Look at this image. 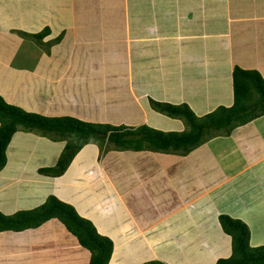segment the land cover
<instances>
[{"label":"crops","instance_id":"obj_1","mask_svg":"<svg viewBox=\"0 0 264 264\" xmlns=\"http://www.w3.org/2000/svg\"><path fill=\"white\" fill-rule=\"evenodd\" d=\"M44 29L40 47L23 35ZM235 67L264 80V0H0V78L6 80L0 96L29 113L181 133L183 120L154 110L152 102L186 105L196 117L230 107ZM64 146L35 133L12 136L0 171L2 215L36 209L54 197L112 241L109 264H141L135 246L151 259L170 258L165 247L156 252L158 244L170 245L177 258L196 253L193 264H215L231 248L220 215L242 221L250 245L251 224L219 202L248 173L259 198L264 195V116L184 156L110 148L102 156L103 149L89 144L61 176L40 174L56 165ZM245 196L250 203L241 213L252 219L259 206L252 193ZM51 225L66 237L47 240L55 235L48 234ZM256 229L262 234L260 225ZM8 243L18 246L17 257H30L28 264H52L60 254L65 264L90 260L56 219L0 232L2 259L11 255ZM119 244L125 260L116 254ZM182 246L193 251L187 255Z\"/></svg>","mask_w":264,"mask_h":264},{"label":"trees","instance_id":"obj_2","mask_svg":"<svg viewBox=\"0 0 264 264\" xmlns=\"http://www.w3.org/2000/svg\"><path fill=\"white\" fill-rule=\"evenodd\" d=\"M23 35L42 43L48 30ZM231 79L232 105L221 107L203 117H196L186 105L152 102L154 110L161 114L182 119L189 127L187 133H162L146 126L130 129L95 125L69 117H46L7 104L0 96V171L7 162V146L17 131L35 133L54 142H65L56 165L38 170L40 174L54 178L61 176L76 154L89 144L98 145L104 150L164 152L172 148L184 156L207 141L228 137L237 127L264 116V80L260 74L235 67ZM51 219L58 220L78 245L89 252L88 264H109L113 253L112 241L99 235L94 226L78 216L73 207L54 197H49L40 207L30 211H21L12 216L0 213V232L36 228ZM218 222L223 233L229 236L231 248L230 256L218 259L215 264H264V245L250 247L249 230L242 221L220 215ZM145 264L162 263L151 261Z\"/></svg>","mask_w":264,"mask_h":264},{"label":"rangeland","instance_id":"obj_3","mask_svg":"<svg viewBox=\"0 0 264 264\" xmlns=\"http://www.w3.org/2000/svg\"><path fill=\"white\" fill-rule=\"evenodd\" d=\"M54 43H57V41L50 43V45H52ZM37 44H38L39 47L43 46V45H41L38 42H37ZM0 82L2 83V85L0 83V87H2V86L5 87L6 80L0 78ZM188 131H189V127L184 122L183 123V128H182V130L180 132L181 133L182 132L187 133ZM174 132L179 133V131L177 129H175ZM255 143H256V141H255ZM199 147H197V148H199ZM196 149H193L192 151H194ZM107 150L108 149H105V150L103 149V152H102L101 155L103 156L104 153ZM164 152L181 154V152H178V150L175 151L172 148L169 149V150H166ZM200 163H198V164H200ZM200 169L201 168H198L199 172H200ZM206 174H207V172H206ZM209 174L210 173H208V175ZM215 184H216V178L212 177L211 180H210V185H215ZM256 184H257L256 181L254 180L253 176H251L250 173H248V175L247 174L239 175V177L233 183H231V186L229 187V190L231 191V193L229 194L230 198L226 199V201L224 203H220L219 202V205H227L229 207L230 211L232 209H234V210H232L233 215H241V216H239L241 219H246L247 223L251 224L250 227H251V233H252V240L250 242V246H252L251 243H254L255 247H258V246L264 245V195H261V198H259V196L257 194L261 193V191H260L259 187ZM246 193H248V194L252 193L254 198H256L255 202L259 206V210L253 212L252 219H250L247 214H242L241 213L242 209H240V208H243L244 206L246 207L250 203L249 200L247 199L249 197L245 196ZM182 216H184V214H182ZM176 217L179 218L181 216L179 214ZM253 225H255V227H253ZM257 225H260V227H261L262 234H260V235H259L258 229H256ZM53 226L54 225H51V228H49V230L52 231V232H48V234H52L53 233V230H54ZM55 232H59V231H55ZM53 234H55V233H53ZM64 234L65 233L62 230V231H60V233H57L55 235H51L49 238L48 237H46V238H47V240H50V238H54V239L58 240L60 237H64L65 238L66 236ZM67 239H69V238H67ZM21 245H22V248L25 247V245L23 243H21ZM119 246H120V244H119ZM17 247L18 246H13L12 243H8L7 250H9V249L11 250L10 253H9L11 255L7 256V257H4V259L0 258V264H28V260L30 259V257H17L19 255V253H20L17 250ZM135 247L134 248L136 250L139 249V251H141L140 252L142 254V256L140 258V263L141 264H145V263H148V262H151V261H157V262H160L162 264H172V263H174V261H177V260H179L181 262H186L187 264H193L194 262L197 261V259L194 258L196 256L195 255L196 253H192V255L185 256V257L180 255L181 258L175 257L177 254L175 255V251L170 250L171 246L168 245V244H160V245L158 244L156 246L157 247L156 248V252L157 253H160L159 249H164V247H165L166 254L168 253V256L170 258L164 259V260L151 259V258H149V254L146 253V251H147L146 249H144L142 247L138 248L137 246H135ZM119 248L121 250L122 247L120 246V247L117 248V253L116 254H119V255L122 256V257H119V259L125 260V257L122 254V252H120L118 250ZM126 248L129 249V246L127 245ZM192 251L193 250L190 251L189 246H182L181 247V252H186L187 255L191 254ZM134 253H135V250H134ZM50 255H52V254H45L44 258L48 259ZM191 261H193V262H191ZM122 263H124V261H122V260L116 262V264H122ZM39 264H48V263L44 262V263H39ZM52 264H65V257L62 254H60L58 256V258H57V262H55V260L53 258V263ZM124 264H128V261H125Z\"/></svg>","mask_w":264,"mask_h":264},{"label":"clouds","instance_id":"obj_4","mask_svg":"<svg viewBox=\"0 0 264 264\" xmlns=\"http://www.w3.org/2000/svg\"><path fill=\"white\" fill-rule=\"evenodd\" d=\"M14 135V134H13ZM12 138V137H11ZM11 140V139H10ZM8 147V146H7ZM7 150V149H6ZM5 153H6V151H5Z\"/></svg>","mask_w":264,"mask_h":264},{"label":"bare ground","instance_id":"obj_5","mask_svg":"<svg viewBox=\"0 0 264 264\" xmlns=\"http://www.w3.org/2000/svg\"><path fill=\"white\" fill-rule=\"evenodd\" d=\"M211 212V211H210ZM191 228V227H190ZM250 254V253H249Z\"/></svg>","mask_w":264,"mask_h":264}]
</instances>
